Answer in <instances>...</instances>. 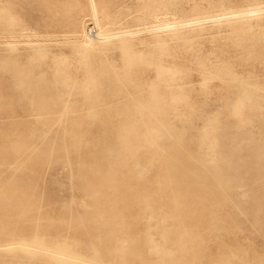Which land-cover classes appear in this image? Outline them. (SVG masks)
Masks as SVG:
<instances>
[{
  "label": "rangeland",
  "instance_id": "1",
  "mask_svg": "<svg viewBox=\"0 0 264 264\" xmlns=\"http://www.w3.org/2000/svg\"><path fill=\"white\" fill-rule=\"evenodd\" d=\"M95 3L0 0V264H264V0Z\"/></svg>",
  "mask_w": 264,
  "mask_h": 264
},
{
  "label": "bare ground",
  "instance_id": "2",
  "mask_svg": "<svg viewBox=\"0 0 264 264\" xmlns=\"http://www.w3.org/2000/svg\"><path fill=\"white\" fill-rule=\"evenodd\" d=\"M91 5H92V11H93V14H94V18L99 22V15H98V9H97V6H96V3H95V0H91ZM255 12H258L257 10H251L249 11L248 13L251 14V13H254L256 14ZM226 18V17H225ZM220 19V18H219ZM215 20V19H214ZM192 24V23H191ZM189 24V25H191ZM188 25V24H187ZM165 29V28H163ZM125 36V35H124ZM96 37V36H94ZM153 141V140H152ZM138 163V162H137ZM113 165V164H112ZM120 170V169H119ZM140 175V174H139ZM98 212V211H97ZM151 219V218H150ZM47 251V249H45ZM150 250V249H149ZM49 253V252H48Z\"/></svg>",
  "mask_w": 264,
  "mask_h": 264
}]
</instances>
